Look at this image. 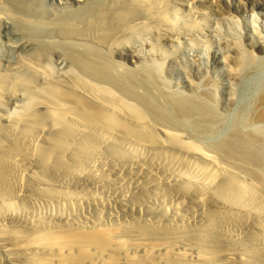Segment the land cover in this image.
<instances>
[{
	"label": "bare ground",
	"instance_id": "6f19581e",
	"mask_svg": "<svg viewBox=\"0 0 264 264\" xmlns=\"http://www.w3.org/2000/svg\"><path fill=\"white\" fill-rule=\"evenodd\" d=\"M38 1L0 0L19 53L0 59V264H264V103L256 135L206 148L187 132L205 103L160 91L165 46L193 30L146 20L176 8ZM126 51L144 67L122 71Z\"/></svg>",
	"mask_w": 264,
	"mask_h": 264
},
{
	"label": "rangeland",
	"instance_id": "374dc122",
	"mask_svg": "<svg viewBox=\"0 0 264 264\" xmlns=\"http://www.w3.org/2000/svg\"><path fill=\"white\" fill-rule=\"evenodd\" d=\"M38 2L49 9L56 8L54 2L58 0ZM184 2L158 1V8L177 9V15L173 12L170 15V24L162 23L157 16L146 20L154 36L158 30L177 32L186 26L193 30L188 38L165 46L159 74L162 99L196 95L205 103L207 113L188 121L187 132L206 148H214L237 131L256 135L261 125L255 120L264 103V9L252 8L247 0H187L191 11ZM3 35L0 28V59L14 60L19 53L7 46ZM242 51L252 57L251 62L242 63ZM21 53L28 54L27 51ZM228 55L238 58V74H233L224 62ZM115 59L125 65L122 71L144 67L141 63L139 66L132 63L136 59L133 51H126ZM195 243L196 240L193 248L188 249H195ZM218 244L228 245L223 240H218ZM210 245L203 243V250L208 252ZM181 251L188 253L189 250L181 248Z\"/></svg>",
	"mask_w": 264,
	"mask_h": 264
}]
</instances>
